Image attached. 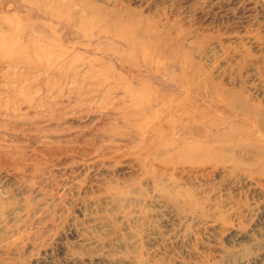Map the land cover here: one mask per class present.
Returning <instances> with one entry per match:
<instances>
[{"label": "rangeland", "instance_id": "obj_1", "mask_svg": "<svg viewBox=\"0 0 264 264\" xmlns=\"http://www.w3.org/2000/svg\"><path fill=\"white\" fill-rule=\"evenodd\" d=\"M0 264H264V0H0Z\"/></svg>", "mask_w": 264, "mask_h": 264}]
</instances>
